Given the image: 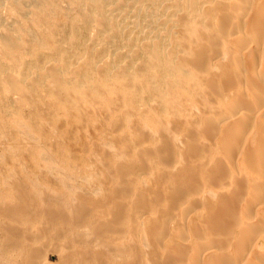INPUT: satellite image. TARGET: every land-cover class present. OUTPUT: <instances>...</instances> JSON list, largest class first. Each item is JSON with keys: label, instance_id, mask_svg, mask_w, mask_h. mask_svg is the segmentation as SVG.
<instances>
[{"label": "rangeland", "instance_id": "obj_1", "mask_svg": "<svg viewBox=\"0 0 264 264\" xmlns=\"http://www.w3.org/2000/svg\"><path fill=\"white\" fill-rule=\"evenodd\" d=\"M222 1L0 0V264L142 256L160 135L200 125L181 17L211 29Z\"/></svg>", "mask_w": 264, "mask_h": 264}, {"label": "bare ground", "instance_id": "obj_2", "mask_svg": "<svg viewBox=\"0 0 264 264\" xmlns=\"http://www.w3.org/2000/svg\"><path fill=\"white\" fill-rule=\"evenodd\" d=\"M184 16L185 61L200 67L187 84L178 66L180 87L199 129L160 135L162 167L142 177L147 246L109 264H264V0H223L211 29Z\"/></svg>", "mask_w": 264, "mask_h": 264}]
</instances>
